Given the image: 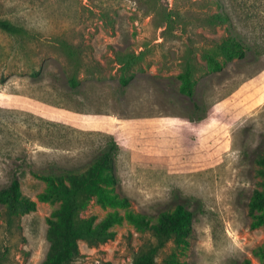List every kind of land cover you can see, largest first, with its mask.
Here are the masks:
<instances>
[{
  "label": "rangeland",
  "instance_id": "rangeland-1",
  "mask_svg": "<svg viewBox=\"0 0 264 264\" xmlns=\"http://www.w3.org/2000/svg\"><path fill=\"white\" fill-rule=\"evenodd\" d=\"M0 20L24 31L0 30V191L17 177L35 203L26 214L0 204V264L45 262L59 204L39 201L44 176L84 168L111 141L129 210L194 213L186 246L168 242L155 264H264L249 208L264 184V0H0ZM228 36L246 56H216L214 71L207 56ZM187 63L191 98L179 91ZM112 211L92 198L79 216ZM112 231L79 241L70 264H133L155 243L126 221Z\"/></svg>",
  "mask_w": 264,
  "mask_h": 264
},
{
  "label": "trees",
  "instance_id": "trees-1",
  "mask_svg": "<svg viewBox=\"0 0 264 264\" xmlns=\"http://www.w3.org/2000/svg\"><path fill=\"white\" fill-rule=\"evenodd\" d=\"M219 22L228 23L223 13L216 14ZM0 30L12 35L23 36L24 31L8 21L0 20ZM221 55L224 62L241 60L246 56L244 44L235 36H228L208 54V61L214 71H220L222 65L215 59ZM194 67L187 63L185 70L178 75L180 93L189 98L194 93ZM123 78L122 84H128ZM71 84L76 87L75 81ZM117 144L111 141L84 168L60 169L51 171L44 179L46 190L38 199L43 203H57L59 208L53 212L48 222L47 240L49 250L43 264H70L79 257L78 242L85 241L90 246L105 243L112 239L114 226L124 221L137 231L150 232L155 243L146 249L133 264H155V259L168 242L175 246H186L193 231L194 213L186 205L180 204L171 212H160L156 216L135 213L129 210L130 200L119 193V179L116 174L115 157ZM258 174L264 180V147L256 158ZM94 199L103 209L109 208L106 217L95 224L93 218L84 219L79 216L87 201ZM0 204L7 210L21 214L35 210V203L24 198L19 190V181L13 177L9 186L0 191ZM251 213L257 212L252 224L253 228L264 227V184L263 191H256L249 203ZM125 210L124 214L119 211ZM255 254L264 262V250L258 249ZM237 264H250L244 260Z\"/></svg>",
  "mask_w": 264,
  "mask_h": 264
}]
</instances>
